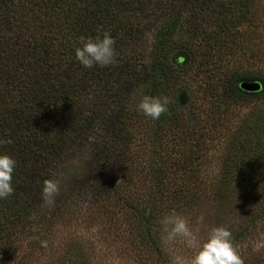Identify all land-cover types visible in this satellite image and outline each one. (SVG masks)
I'll list each match as a JSON object with an SVG mask.
<instances>
[{
    "label": "trees",
    "instance_id": "trees-1",
    "mask_svg": "<svg viewBox=\"0 0 264 264\" xmlns=\"http://www.w3.org/2000/svg\"><path fill=\"white\" fill-rule=\"evenodd\" d=\"M261 2L0 0V140H11L0 152L16 161L13 192L0 199V264H34L46 253L57 255L48 264H92L81 235L57 234L70 211L121 215L155 264H165L157 219L175 210L195 220L208 200L214 226H225L228 208L238 221L227 227L235 248L264 238V111L253 107L230 133L216 181L203 171L215 132L204 124L216 113L191 116L201 98L225 115L264 100V76L230 70L226 57L249 51ZM104 32L116 62L83 68L79 37ZM253 78L260 91L239 86ZM145 94L169 98L159 119L135 110ZM83 159L88 166L46 203L43 181L60 184ZM243 202L248 218L237 209ZM251 247L238 253L243 264H264V243Z\"/></svg>",
    "mask_w": 264,
    "mask_h": 264
},
{
    "label": "rangeland",
    "instance_id": "rangeland-1",
    "mask_svg": "<svg viewBox=\"0 0 264 264\" xmlns=\"http://www.w3.org/2000/svg\"><path fill=\"white\" fill-rule=\"evenodd\" d=\"M255 28L251 29V37L249 40V51L246 53H235L232 57L228 54L226 57L231 58L229 64V69H253L257 73L264 76V0L260 3V8L258 13L255 15ZM223 56V55H222ZM246 81V80H240ZM246 82H259L261 88L259 90H247V91H260L262 89L263 82L257 80V78L249 79ZM198 87L193 86L194 94L198 97ZM200 98V97H199ZM200 109H197L195 114L191 115L193 120H196L198 117L205 118V112L215 111L214 120H207L204 124L206 127H211L213 130V124L215 126V135L213 133L212 140L208 143V148L205 149L206 156L204 157V173L207 177V180L216 181L220 173V165L222 160V155L225 152L227 143L230 141V133L234 131L235 128L242 122L244 116L249 113L251 109L253 111H264V100L260 102H241L238 104H233L230 106L231 112L229 115L221 114L219 109H217L214 104L207 101L206 99H197ZM255 111V112H256ZM88 166L85 159L80 162H75L69 167V171L63 177V181L59 184V192L62 185L68 183L70 178L74 175L75 177L80 174L81 168ZM114 178L115 181L121 179V174L117 170H114V173L110 175V179ZM214 207L215 203L212 201L207 202L204 209L201 210L199 215L205 217L204 223L200 226V235H206V232L209 228L214 226ZM227 213V216L224 218L225 227L234 224L233 227H236L237 220H234L232 213ZM241 218H248L249 208L243 202L242 206L238 205L237 207ZM83 211V210H82ZM121 215H115L113 218L108 215L95 217L91 216L90 213L83 211L76 213L70 211L69 215L66 216V220L59 224L61 229H57V234L62 230V234H65L67 231L71 235H81L84 238V246L86 253L92 264H155L154 262H147L144 260V257L140 255L142 252L137 243L132 240V237L129 236V227L127 226V221H121ZM195 224V220H191ZM217 226V223L216 225ZM264 238H259L251 243V249H258L260 245L264 243ZM177 249L181 254L185 256H190L192 254L191 250H188L183 247V245L178 244ZM248 243L237 244L236 250L239 254L250 255V248ZM60 249V247H57ZM162 250V259L165 264H170V255L165 249ZM59 253V251H58ZM142 257V258H141ZM57 255L55 253H46L42 258H38V261H35L34 264H48L47 261L51 262L55 260ZM32 259V258H31ZM151 261V260H150ZM168 262V263H167ZM33 264V262H30Z\"/></svg>",
    "mask_w": 264,
    "mask_h": 264
},
{
    "label": "clouds",
    "instance_id": "clouds-1",
    "mask_svg": "<svg viewBox=\"0 0 264 264\" xmlns=\"http://www.w3.org/2000/svg\"><path fill=\"white\" fill-rule=\"evenodd\" d=\"M79 47L74 49L75 59L83 68L107 67L116 62L115 39L109 32L102 36L79 37ZM169 98L164 95H143L135 110L147 118L157 120L167 112ZM0 143H11V140H0ZM16 161L7 153L0 152V199L10 196L13 192L12 179ZM59 191L57 179H45L41 187V197L51 203ZM205 217L199 215L195 224L191 218L175 210L162 214L157 219L160 242L170 255V264H243L233 245L231 231L217 225L209 228L206 235H200V226ZM191 250L185 256L177 249V245Z\"/></svg>",
    "mask_w": 264,
    "mask_h": 264
},
{
    "label": "water",
    "instance_id": "water-1",
    "mask_svg": "<svg viewBox=\"0 0 264 264\" xmlns=\"http://www.w3.org/2000/svg\"><path fill=\"white\" fill-rule=\"evenodd\" d=\"M239 86L245 90H259L261 88V85L259 82L241 81L239 82Z\"/></svg>",
    "mask_w": 264,
    "mask_h": 264
}]
</instances>
